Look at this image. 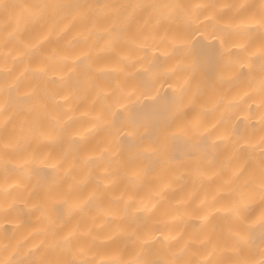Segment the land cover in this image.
<instances>
[{
    "label": "bare ground",
    "instance_id": "6f19581e",
    "mask_svg": "<svg viewBox=\"0 0 264 264\" xmlns=\"http://www.w3.org/2000/svg\"><path fill=\"white\" fill-rule=\"evenodd\" d=\"M0 264H264V0H0Z\"/></svg>",
    "mask_w": 264,
    "mask_h": 264
}]
</instances>
